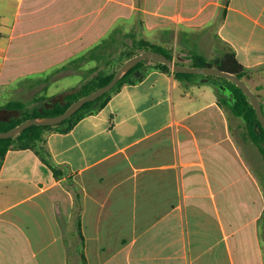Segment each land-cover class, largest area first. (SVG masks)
Masks as SVG:
<instances>
[{
	"label": "crops",
	"instance_id": "1",
	"mask_svg": "<svg viewBox=\"0 0 264 264\" xmlns=\"http://www.w3.org/2000/svg\"><path fill=\"white\" fill-rule=\"evenodd\" d=\"M140 28L185 65L232 48L264 113V0H0V97L19 76L82 75L96 63L62 66ZM244 129L216 92L152 68L45 133L61 177L7 150L0 264H70L79 242L85 264H264V162Z\"/></svg>",
	"mask_w": 264,
	"mask_h": 264
},
{
	"label": "trees",
	"instance_id": "2",
	"mask_svg": "<svg viewBox=\"0 0 264 264\" xmlns=\"http://www.w3.org/2000/svg\"><path fill=\"white\" fill-rule=\"evenodd\" d=\"M128 38H130V41H128ZM146 49L159 51L169 58H173L172 51L160 44L152 43L141 37L137 38L131 33H126L122 38H119L116 29H113L93 47L72 58L62 66L67 67L68 65H74L75 67H80L89 61H94L96 63L94 66L83 71L84 73L81 75L83 80L79 86L72 88L62 96L61 99L64 103L56 101L53 106L46 107L45 101L49 97L45 93L47 85H44V93L33 98L34 101L39 102L38 105L29 108L26 102L11 100L0 107V109L3 108L12 114V116L8 118H3L0 115V130H8L30 117L49 116L62 113L76 99L108 83L115 73L114 66L122 64L127 58ZM174 60L177 63L184 64L177 59ZM188 65L198 67L215 66L222 70L236 73L242 79L248 72V69L239 62L235 51L230 47L224 50L222 54L211 59L194 51L190 54V63ZM105 67H108V70H103ZM152 68H160L172 72L174 77L183 85L200 84L195 80V78L199 76L198 74L175 72L164 63L149 59L142 60L129 69L110 91L85 103L80 109L61 123L56 125H31L13 137L0 138V169L3 158L9 148H29L33 149L52 169L54 176L61 177V170L51 160V155L46 144L45 133L50 131L60 133L68 132L74 124L84 116L98 112L107 103L110 97L119 91L124 84H134L142 80ZM51 74L52 73L46 75L47 78L44 80H47ZM214 77L222 81L227 87L224 93H221L216 87L215 92L219 104L230 110L233 115L243 120L245 125V137L257 147L264 159V129L247 95L229 79L217 76ZM37 82L43 81L37 79Z\"/></svg>",
	"mask_w": 264,
	"mask_h": 264
},
{
	"label": "water",
	"instance_id": "3",
	"mask_svg": "<svg viewBox=\"0 0 264 264\" xmlns=\"http://www.w3.org/2000/svg\"><path fill=\"white\" fill-rule=\"evenodd\" d=\"M145 59L164 63L168 65L172 69V71L175 72L198 74L199 76L195 78L198 83H212L219 89L221 93H224L227 90V87L222 81L216 79L214 76L229 79L230 81L234 82L247 95L248 99L250 100V103L255 109L257 118L262 128L264 129V113L259 99L256 93L249 87V85L236 73L225 71L215 66L198 67L177 63L174 58H169L167 55L159 51L146 49L127 58L120 66L117 67V69H115V73L108 83L76 99L62 113L57 115L36 116L27 118L8 130H0V138L13 137L31 125H56L61 123L62 121L70 117L73 113H75L78 109H80L85 103L92 101L98 98L99 96L103 95L104 93L110 91L119 81V79L126 72H128L129 69L135 66L138 62ZM59 102L64 103L63 101ZM53 105L54 102L45 104L46 107H51Z\"/></svg>",
	"mask_w": 264,
	"mask_h": 264
},
{
	"label": "rangeland",
	"instance_id": "4",
	"mask_svg": "<svg viewBox=\"0 0 264 264\" xmlns=\"http://www.w3.org/2000/svg\"><path fill=\"white\" fill-rule=\"evenodd\" d=\"M136 31H137L138 37H142V38L145 36L147 37V32H144L143 29L140 28L139 30L137 29ZM128 41H130V39H128ZM166 45L168 47L172 48V51H174L173 49H175L176 51L174 52V54L176 55V57H178V55L180 54V52L178 51L179 48L176 45H175V47H174V45H171V44L170 45L166 44ZM210 49H211L210 46H207V47L204 46L203 52H206L207 54H209ZM177 60L181 61L182 59L179 58ZM181 62H183V61H181ZM92 63H94V62H91L88 65L89 66L92 65ZM120 65L121 64H117L116 66H114L115 69H117V67ZM85 69H86V67H85ZM103 70H105V71L108 70V67L103 68ZM48 74H50V72L45 73V75L19 76L17 78L16 82L10 88H8V90H6L7 92L4 93L2 97H0V107H2L3 104H5L6 102L11 101V100L12 101L13 100H19L22 102H26V104L29 108H31L35 105H38L39 102L34 101L33 98L37 95H41L44 93V88H42L44 85H47V90L45 93L49 97L45 101V103H50V102H53L57 99H61L63 94L66 91L65 90L66 88H69L68 90H70L71 88L77 87V86H79V84L83 80V77H81V74L65 76V77H61V78H57V79H55V74L54 75L51 74L47 80H44L47 78L46 75H48ZM36 78L42 80L43 82H42L41 86L33 88L32 83L34 82V80H36ZM23 83H25V84L23 85ZM200 84L205 85V87H208V89H211L214 92L216 91V86L212 83H200ZM194 85H196V84H194ZM260 98H261V102H262L263 101L262 95ZM228 112H230V110H228ZM0 115L3 118H8L9 116H12V114L10 112H8L7 110H5L3 108L0 109ZM17 115H15V116H17ZM254 147L257 149V147L255 145H254ZM259 154H260V152H259ZM260 156L262 157L261 154H260ZM262 161L264 162L263 157H262ZM77 243H78V238H77ZM79 246H80V251L74 255H71L70 264H85L84 254H83V251L81 250L82 242H79Z\"/></svg>",
	"mask_w": 264,
	"mask_h": 264
}]
</instances>
